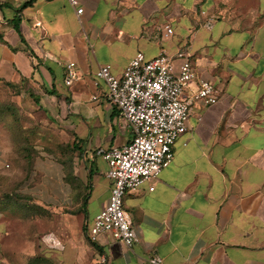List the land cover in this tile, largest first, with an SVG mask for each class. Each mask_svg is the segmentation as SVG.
<instances>
[{
    "label": "crops",
    "instance_id": "0c3cea01",
    "mask_svg": "<svg viewBox=\"0 0 264 264\" xmlns=\"http://www.w3.org/2000/svg\"><path fill=\"white\" fill-rule=\"evenodd\" d=\"M78 1L80 17L66 0H0V80L29 81L77 155L71 175L38 165L28 201H0V264H264V0ZM162 49L186 52L217 101L194 107L172 161L125 196L137 243L91 244L111 189L97 151L131 138L95 74L121 77ZM70 63L79 78L67 87Z\"/></svg>",
    "mask_w": 264,
    "mask_h": 264
},
{
    "label": "built area",
    "instance_id": "2783aa9c",
    "mask_svg": "<svg viewBox=\"0 0 264 264\" xmlns=\"http://www.w3.org/2000/svg\"><path fill=\"white\" fill-rule=\"evenodd\" d=\"M66 1L80 17L83 8L79 1ZM213 22V17H207L203 26L210 29ZM172 33L169 26L164 27V38ZM78 78L75 65L68 64L65 86H71ZM95 79L105 83L104 97L114 107L122 129L127 130L131 138L122 148L97 151L108 164L106 178L111 189L106 207L95 216L86 235L91 244L108 235L131 248L138 237L124 207L125 196L135 192L141 184L158 178L172 161L176 141L187 131L194 107L214 104L216 91L211 82L196 78L186 52L178 51L171 56L164 49L150 60L138 53L121 77L114 76L109 65H102ZM186 91L188 96L182 99ZM153 190L150 186L149 191ZM150 262L163 264L157 257ZM99 264H106V258L99 259Z\"/></svg>",
    "mask_w": 264,
    "mask_h": 264
},
{
    "label": "rangeland",
    "instance_id": "374dc122",
    "mask_svg": "<svg viewBox=\"0 0 264 264\" xmlns=\"http://www.w3.org/2000/svg\"><path fill=\"white\" fill-rule=\"evenodd\" d=\"M67 141L29 81H0V201H28L23 189L38 165L71 175L77 155Z\"/></svg>",
    "mask_w": 264,
    "mask_h": 264
},
{
    "label": "trees",
    "instance_id": "16d2710c",
    "mask_svg": "<svg viewBox=\"0 0 264 264\" xmlns=\"http://www.w3.org/2000/svg\"><path fill=\"white\" fill-rule=\"evenodd\" d=\"M0 8H1V6H0ZM14 27H15V28H17V25H16V24H14ZM0 81H2V80H0Z\"/></svg>",
    "mask_w": 264,
    "mask_h": 264
}]
</instances>
